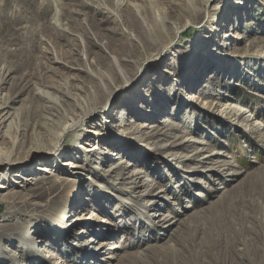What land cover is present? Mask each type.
I'll return each mask as SVG.
<instances>
[{"label": "rangeland", "instance_id": "374dc122", "mask_svg": "<svg viewBox=\"0 0 264 264\" xmlns=\"http://www.w3.org/2000/svg\"><path fill=\"white\" fill-rule=\"evenodd\" d=\"M99 1L0 0V97L26 129L0 165V264H264V1ZM94 103L49 173L24 161Z\"/></svg>", "mask_w": 264, "mask_h": 264}, {"label": "bare ground", "instance_id": "6f19581e", "mask_svg": "<svg viewBox=\"0 0 264 264\" xmlns=\"http://www.w3.org/2000/svg\"><path fill=\"white\" fill-rule=\"evenodd\" d=\"M92 1H94V0H92ZM96 1L97 2H100L99 0H96ZM262 1H264V0H262ZM117 6H118V4H117ZM208 14H209V12H208ZM55 16L57 17L56 18L57 23H59V21L61 20L60 19L59 12H57L55 14ZM153 18L155 19V21L152 22V24L150 25V27H146L144 29L148 30V29H151V27L154 28V27L159 26L160 24L162 25V24L165 23L164 22L165 17L163 18L158 13L155 14L153 16ZM162 26L164 28V25H162ZM163 30L165 31V29H163ZM177 34L179 35L180 32L177 33ZM177 34H175L174 38L177 36ZM159 37L161 39L160 42H159V44L162 46L163 51L164 50H168L170 48V45L168 46V44H165V46H164L165 40L167 41V39H168L167 37L168 36H162V35H160ZM141 70L142 69L140 68L139 69V72ZM130 85H132V82H129L128 81L122 87L118 86V88L116 89V91H121L119 93V95H121V93L123 92V90L124 89H127ZM1 86L2 85H0V90H1ZM70 88H72L71 85L69 86V89ZM76 90L80 91L79 88H77ZM50 94H51L50 91H48V90L47 91H44L43 90V91H39L38 96H40L41 98H49L50 97ZM111 101H112L111 99H107L106 102H105L104 108H109ZM97 111H98V106H97V104L94 103L89 108L88 111H86V110L83 111V113H85V114H83L82 116H79L77 119H75V118H73V119L72 118H69L68 121L65 122V123H63V124L60 123V120L61 119H59V122H58V120L57 121H53V119L55 117L52 118V119H46V121H48V122L45 123V124L48 127L52 126V128L53 129H57V131L50 133L51 131L47 130L48 129L47 128L46 130L49 131V132L46 135V138H40V139L36 140L35 145L33 147L29 148L27 151H25L23 153V154H25V156H24L25 158L23 157L24 158V161L25 160H28L30 158L29 155L32 154V152H34L36 150L42 151V157L44 159H42L40 162H42V164H45V165L42 166V167H40L39 170L42 171V172L49 173L50 171H49L48 165H47L48 159H46V158H48V155L52 151H49L48 152V150L50 148L54 147V146L55 147H57V146L60 147L59 144H61V141L64 140L68 136V134L70 132H72L73 130H75L79 126H83V122H85V119H84L85 116H88V117L89 116H93L94 114L97 113ZM20 117H21L20 112L13 111V109L11 108V105L9 104L8 100H4L2 97H0V135H2L1 136L2 138L8 137L10 139V141H11V147H10L9 150H5L3 148H0V165L7 166L8 171H10L12 169L13 165L17 162V160L15 159L16 157H14V156H17V153H16L15 150H16V147L18 146V144H20V143L22 144L23 143V138L21 136H22V132L26 130V129L22 128V122H21V118ZM29 128L31 129L32 133L36 135V137H40V134H41V131H42L41 130L42 129V125H40V124H34L33 126H29ZM96 134H98V133H96ZM49 137H51V138H49ZM82 139H83V137H82ZM98 143H99V145L100 144L101 145H105V138H100V140H99ZM99 148H102V147H99ZM99 148L97 146L91 145V148L84 149L85 150L84 152L89 157V159H92V160L93 159H95V160L96 159L103 160V157L100 156L101 153L99 151H97ZM63 153L64 152H62V155H61L62 158L59 157V156L57 157L55 166H57V167L60 166V165L68 166V163H66V159H64L65 158V155ZM66 156H67L66 158H68V157H70V154L69 155H66ZM28 164H29L28 167H30L31 166V163H28ZM75 168H77V166L75 164H73L71 166V169H69V172H70V175L71 176H73V172L70 171V170H74ZM77 181H75V182L72 183V188H74V192H76L75 190L77 189V187H79L81 185L80 181L79 180H77ZM3 187L4 186H2L0 188H3ZM71 197H72V195L71 196L68 195L66 198L67 199H70ZM57 216H59L58 217L59 218V224L62 227L64 225L67 226L68 222L66 223V219L69 217V213H65V214L62 215V212H57ZM88 220H91L92 221L93 218L89 217L87 219V223H90V221H88ZM69 224H72V221ZM66 231L67 230L65 229L62 232V235L66 234ZM101 254H102L101 251H99L98 253H90V254L85 253L83 255H84V257L88 258L89 264H108V262L110 260L109 259L106 260V258H103L102 259ZM102 255L104 256V254H102Z\"/></svg>", "mask_w": 264, "mask_h": 264}]
</instances>
